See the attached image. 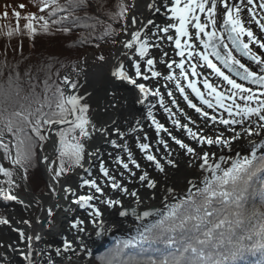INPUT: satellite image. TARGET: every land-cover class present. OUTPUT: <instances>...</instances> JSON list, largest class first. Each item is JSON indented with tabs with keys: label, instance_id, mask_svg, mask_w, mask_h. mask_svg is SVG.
<instances>
[{
	"label": "snow or ice",
	"instance_id": "snow-or-ice-1",
	"mask_svg": "<svg viewBox=\"0 0 264 264\" xmlns=\"http://www.w3.org/2000/svg\"><path fill=\"white\" fill-rule=\"evenodd\" d=\"M68 6L72 9L85 6L88 0H67ZM251 4L252 0H248ZM207 5V6H206ZM23 8L24 5H19ZM48 7V4H44L43 8ZM153 7V5H149ZM260 7H264L261 4ZM41 8V11H43ZM216 0H198L193 7V0H188L183 7H181V0H174L171 12L174 17L178 18L179 26L171 24L168 27L176 29L179 36H187L185 25L189 22L191 14L194 13L195 9H199L200 12L207 11L209 21L215 26L216 19ZM119 15L123 16L124 12L127 11L126 7L121 3ZM224 9L226 19L225 25H230L229 28V39L236 42L240 35L246 34L251 43L255 37L250 29H246L243 26L242 21L239 18L240 8H236V15L233 16L232 8L229 7L226 0L224 3ZM53 12H66L65 6L57 5L52 9ZM159 11V9H157ZM7 16V13H4ZM13 15L17 17V29L19 31V12H14ZM35 14L27 19L34 18ZM62 16L61 20H66L71 16ZM39 19H43L40 17ZM74 21L79 20V17H73ZM196 21H199V17H195ZM57 21H54V23ZM149 24L152 21H148ZM88 25H85L87 27ZM24 27L28 29V34L33 35L36 29L31 23L25 24ZM44 30L47 31V22L44 24ZM168 27L162 29L165 33L168 32ZM195 27L200 32L210 37L215 36V32H206V24L196 23ZM261 29H264V23H260ZM63 31H69L68 28H64ZM236 33V36H232L231 33ZM7 35L10 37L13 35V31H9ZM107 35V32L105 33ZM168 39H173L169 36ZM134 42L138 44L135 47V51L139 54L140 58H144L147 55L148 48L150 45L147 41H141L139 39V33L133 34V39L128 41L124 47L128 49L134 48ZM256 43L260 44L261 48H264V43H260L256 40ZM176 47H181V40L177 37L175 40ZM99 48V44L95 45ZM207 46V45H206ZM225 47H227L225 45ZM245 54L250 55L251 59L256 61L258 64H264V59L251 53V49L248 44H243ZM217 58H220V53L217 51L214 53ZM179 55L183 56L184 52L180 51ZM203 59L207 62L208 67L213 68L219 75L223 76L233 88L248 92L249 95L242 96L241 99L247 101L243 108L240 105H236L238 109L237 115H241L240 121L236 120H224L221 119V123L225 125L242 123L243 119L257 116L259 122L256 128H247L244 130L245 134L250 137V151L246 150L248 154L241 156L237 153L234 160L231 161L230 167L221 168L220 163L209 165L210 159L208 152H203L200 156L196 152V149L190 147L188 144L183 143L180 140L175 142L182 148L185 149L187 154L190 156L202 160L199 167L205 171L210 172V176H205L202 183L203 187H199L193 182L189 181L191 187L188 188L187 195L182 200H178L176 204L171 205L164 210H156L155 215L158 219L153 220L150 223H142L136 230L135 235L129 236L127 239L117 241V246L110 256L100 257L102 264H241L245 258H254L253 264H264V100H261L258 96L251 94V89H244L242 85L237 84L229 76L225 75L216 67L215 64L209 60L208 55L201 54ZM99 61H104L105 57L100 55L97 57ZM232 63H239L230 54L224 57V63L227 66L229 61ZM156 61L152 58L146 60L148 71L151 72L152 77H159L161 73L153 70V66ZM50 67V66H49ZM136 77H143L148 80L149 76L141 72V64L139 62L134 63ZM169 69L172 68V64H167ZM182 68L183 65L181 64ZM244 68V65H240ZM82 70V69H81ZM264 71V69H262ZM245 75L244 79H251L252 83L264 85V75H258L256 72L250 71L244 68ZM28 76V83L30 91L27 94L22 95L24 87L21 82L19 72L15 75L10 74L8 78V86L6 88H0V122L3 126L0 127V135L6 131L10 133L15 139L16 153L13 159V164L18 165L25 171V178L28 167L32 166V160L35 157V139L39 141H45L49 137L44 134L43 129L47 128L51 131L55 125H67V129L61 128L56 134L59 136V142H54V150L59 152L61 157L60 166L55 170L52 180L59 182V177L62 176L68 168L65 167L64 157H67L71 163L76 165L80 164L83 159L84 146L79 142L78 137H88L90 135L89 127L93 131L105 132L106 129L101 127L96 128V125L92 124L87 118L86 113L89 110L87 104H82L83 97L77 95H65V92L59 86L56 87L52 95L49 96V92L52 90V85L48 83V78L43 81V98L36 92L38 86L37 83L33 82L34 77L31 76L30 72L25 73ZM114 77L122 80H126L128 83L134 85L139 89L145 97L150 94V90L145 87L144 84L137 83V80L130 76L125 70L123 64L119 66L115 71L112 72ZM50 78V76H49ZM168 80L173 79L172 75L165 77ZM64 84H68L72 89L77 88V82L71 81L68 76H65L62 81ZM211 88V85H207ZM189 87L193 88L197 96L201 99L208 107H212V103L208 100H204L202 94L195 88V85L190 84ZM183 92V89H180ZM215 91V89H212ZM152 95H159V92H152ZM171 95V93H169ZM188 100V97H184ZM231 99V97H229ZM224 99L223 95L217 93V103L221 107H225L222 103ZM257 101V107H251V101ZM189 106L195 108L197 112H201L202 115L207 116V112H203L202 109L198 108L190 100L188 101ZM114 106V105H112ZM47 108L48 111L44 109ZM166 111L168 109H165ZM149 117H152L153 123L156 125L158 131L167 129L163 125L155 121L151 111L148 112ZM215 119V117H212ZM175 123H179L176 121ZM187 128V125H183ZM259 129V131L257 130ZM78 136L73 135L77 133ZM135 131V129H133ZM189 135L194 140H197L200 144L208 145H228L230 147V141L223 139L222 136L207 137L204 135H197L196 133L188 130ZM123 135V133H119ZM239 136L233 130V139ZM261 137L259 141L252 140L251 137ZM35 138V139H34ZM175 139V137H173ZM2 143V141H0ZM112 144L116 147L120 145L116 144V141H112ZM5 151L8 152V145H3ZM142 151H147L149 148L148 144H140ZM259 150V154H258ZM215 155V153H213ZM129 158L131 154L129 153ZM149 161H153L156 167L163 172L164 167L156 159L155 156L148 154L146 157ZM44 160L47 161L48 157L45 156ZM219 160L225 161L224 156H220ZM69 163V167H71ZM132 163L136 162L132 160ZM168 164L173 167L176 166L175 162L171 159L168 160ZM139 167V165H136ZM124 168H128V164H123ZM101 172L105 177H108L111 181V188L114 190L122 191L125 194H129L135 197V192H129L127 187L116 181V179L109 175L108 169L101 165ZM48 171L51 173L52 169ZM0 172H3L6 176H10L11 173L0 166ZM141 182H147L149 188H155L156 182L148 179V174L144 173L139 177ZM85 185H89L95 189L96 193L103 195V188L97 183L95 179L84 180ZM195 189V191H193ZM71 189H64V192H69ZM172 192V189H168ZM49 194L52 196L57 195V190L49 186ZM259 197L261 202V208H253L250 212L247 208L249 198ZM199 198V199H198ZM5 199L16 200L17 197L13 195H6ZM99 199L94 194L87 196H80L74 201L79 207L85 209H91L89 215L92 217L95 223L97 218L102 215L101 210L95 206L92 201ZM166 199H168L166 197ZM23 203L22 201H20ZM106 203L109 207L119 204L118 200L107 199L101 201ZM216 205H219L218 207ZM59 205H57L58 207ZM187 206L190 211H185L182 215L180 210ZM121 216H126V211L119 213ZM132 214L136 216L137 220L144 221L145 218L153 216L152 211H144L141 214H137L136 210H132ZM47 216L49 222L53 216L52 208L47 209ZM253 221H255L253 223ZM9 220L6 218H0V224H8ZM24 223H29L24 221ZM84 223L83 220H76L73 222L72 227L77 228L78 231H84L80 225ZM102 229L100 232H96L97 236L103 234V224H97ZM19 231V230H17ZM19 235L21 239L25 238V234L20 231ZM72 245L65 241L63 244V251H72ZM62 250L56 249V254L60 255ZM89 254H91L89 252Z\"/></svg>",
	"mask_w": 264,
	"mask_h": 264
},
{
	"label": "water",
	"instance_id": "water-1",
	"mask_svg": "<svg viewBox=\"0 0 264 264\" xmlns=\"http://www.w3.org/2000/svg\"><path fill=\"white\" fill-rule=\"evenodd\" d=\"M186 2H188V0H181V7H183ZM173 3L174 0H147L145 2L144 6H147L149 12H144V16L142 14V16H136L135 14L133 26L136 27L135 32H139V39L141 41H147L150 45L147 55L144 58L139 57V54L135 51V47H138V44L136 43L134 48L131 49V54L127 57L128 59L121 61L119 64V66L123 64L124 70L130 76L135 78L137 83L144 84L145 87L150 90V94L145 97L134 85L128 83L126 80L114 77L111 74V84H107L104 87L105 91H103L102 97H100L101 102L98 103L95 125L97 127L98 123L99 128L103 127L106 131L103 133L99 131L98 134L95 131L86 158L84 155L82 163L78 166L75 174L71 177L73 179L72 192L68 194L73 195L75 200L80 196L94 194L99 199L92 201V203L101 210L102 215L98 217L94 223L92 217L89 215L91 209L81 208L76 203L71 210L69 209L68 213L66 212L63 214V217L72 219L69 220L71 225L73 224L74 219L84 221V223L80 225L84 231H78L77 228H74V232L68 230L69 235H77L74 236L73 239H69L73 250L68 252H71L73 255L74 250L79 247L80 243H82L85 246L84 250L89 251L91 253L90 257L93 259L94 255L104 251L116 236L128 238L131 235H135L137 228L142 223H150L153 220L158 219L155 212L156 210H162L158 207L159 201L155 204H150L149 202L157 196L159 190L165 193L171 188L174 184L172 180L176 179L175 176L183 166L187 167L186 165H189L192 169V166L197 163L196 158L187 154L186 150L182 149L175 141L180 140L183 143L188 144L190 147L196 149V152L199 153L200 156L203 155V152H208L207 150L209 148L216 146L208 145L206 143H198L197 140H194L192 136L189 135V129L198 136L208 132L218 131L217 134L211 135L223 137V132H227L228 129H232V127L235 128V124L225 125L216 120L218 116L216 113H222L220 109L217 111L218 108H221L220 104L217 103V93L223 95L224 99L222 100V103L224 105L225 102L232 101V98L230 99L227 92L224 91L225 87L228 88L229 86H227L223 80L221 85L224 88L212 85L210 80L211 78L214 79L215 75L213 73V68L208 67L207 64H201L202 66L192 64V66H190V56L196 49V45L194 46L192 42L190 45L187 44L186 47L184 45V43L187 41L189 42V40L193 41L192 39L197 35L200 36L203 34L202 32L197 34L199 30L195 27V24L197 22L206 24L208 13L207 11L200 12L198 9L196 13L190 16V18L193 17V25L189 26L188 23L185 25L188 35L179 36L175 28L168 27L171 24L179 26L178 18L174 17L171 12ZM149 5H153V7L150 8ZM157 9H159V11H157ZM195 17H199V21H196ZM148 21H152V23L149 24ZM256 23L260 24L262 21L257 20ZM165 27H168V32L166 33L162 31ZM206 30L207 27L205 31ZM257 30L263 31L261 27L257 28ZM169 36H172L173 39H168ZM215 36H218V34ZM215 36L210 37V39H213ZM177 37L181 40V47L179 49L175 44ZM256 40H259L260 43H264V39L258 36L249 44L255 49L261 50L260 44L256 43ZM200 42L201 40H199L197 44ZM180 51L184 52L183 56L179 55ZM149 58L156 61L153 70L160 72L161 76H151V72L148 71V66L146 64V60ZM136 62L141 64V72L149 76L148 80L143 79L142 76H135L133 65ZM255 62L256 61L253 62L254 67H256ZM169 63L172 64L171 69L167 67V64ZM181 64L183 65L182 68L185 69V72L182 71V68L180 67ZM204 68L207 70L206 72ZM218 68L237 84L242 85L244 89H247V86L256 88V86L251 85V83H246V85H244L228 74V71L219 65ZM258 72L264 75L261 71ZM169 75H172L173 79L168 80L165 78ZM186 79L188 81L184 83ZM177 81L183 83L181 84L184 86L182 88L183 92L180 90V85H175ZM149 82H153L154 86H149ZM212 82L216 84L218 81L213 80ZM188 84L195 85V88L202 94L203 99L210 101L213 106L211 108L208 107V105L203 102L200 96H197L196 92L193 91ZM206 84L211 85V88L207 87ZM212 89H215V91H212ZM232 89L236 92H240V95L247 93L235 88ZM156 91L159 92V95L151 94ZM169 93H171V95H169ZM185 96L188 97V100L184 98ZM233 98L235 99H233V102L241 104L235 96ZM192 99L194 101L202 100V102H197L195 105L202 109L203 112H207V116L202 115L201 112H197L195 108L189 106L188 101L190 100L192 102ZM165 109L168 110L166 111ZM149 111H151L155 121L163 125L167 131L157 130L152 117H149L148 115ZM212 117H215V119H212ZM176 121L179 123H175ZM183 125H187V128L183 127ZM60 126L61 125H55L51 131L54 132L55 128ZM204 128L206 131H202ZM133 129H135V131H133ZM119 133H123V135L121 136ZM173 137H175V139H173ZM223 139L229 141L228 138L224 137ZM112 141H116V144L120 145V147L114 146ZM140 144H148V150L142 151L139 147ZM224 147L226 148V151L229 146ZM248 147L250 146H244L243 151H246ZM90 149H92L91 156L93 159L91 158L89 160L87 159V156L90 154ZM228 150H230V148ZM231 151L232 150L227 153ZM129 153L131 154V158H129ZM55 154L56 151L53 148L51 156H54ZM148 154L156 157L164 167L163 172L156 167L153 161H149L146 158ZM182 155H184V157ZM209 156L210 159L208 163L210 165L215 162L213 159L215 156L210 152ZM169 159L175 162V167L168 164ZM185 159L192 161L191 163L193 164L186 162ZM132 160L136 163L133 164ZM40 163L41 162H39V165ZM124 163L128 164L127 169L123 167ZM137 164L139 167L136 166ZM101 165L108 169L109 175L114 177L117 182L124 187H127L129 192H135L137 195L133 197L122 191L112 189L111 181H109L108 177H105L100 170ZM41 166L43 168H41V170L44 177L47 173L50 174L48 168L46 172L45 166ZM144 173L148 174V179L156 182L155 188H149L146 181H140L139 177ZM91 179H95L97 183L101 185L104 190L103 195H101V193H96L95 189L83 183L84 180ZM202 184L203 183H200L198 186ZM185 194H187V192L183 195ZM107 199L118 200L120 203L109 207L106 203L101 202ZM133 209L136 210L137 214L141 215L144 211H152L153 216L145 218L144 221L137 220L136 216L132 214ZM121 211H126L127 215L121 216L119 214ZM63 219L65 220V218ZM63 219L59 220L55 226L48 227L49 219L45 217L39 222V229L35 231L30 239H28V236L24 233L25 238L22 239V243L25 247V256L22 260L18 257L16 252L12 251L11 253L14 260H21L24 264H42L44 263L41 261L43 251L56 253V249L60 248L63 253L64 251L61 245L58 244V240H54L56 244L55 248L47 247L48 250L43 249L42 251L40 247L41 241H47L45 238L46 235L44 236L45 232L53 236L54 234L59 233L62 228L66 227V224L70 225L67 220L65 223H62ZM100 223L103 224V234L97 236L96 232L102 231V229L97 226V224ZM24 224L26 225V223ZM60 255H57V261L49 264H64L67 259H71H60ZM19 264L22 263L19 261Z\"/></svg>",
	"mask_w": 264,
	"mask_h": 264
},
{
	"label": "trees",
	"instance_id": "trees-1",
	"mask_svg": "<svg viewBox=\"0 0 264 264\" xmlns=\"http://www.w3.org/2000/svg\"><path fill=\"white\" fill-rule=\"evenodd\" d=\"M121 3L127 9L123 16L119 15ZM44 4H48V7L43 8ZM19 5H24V7L21 8ZM19 5L5 3L0 6V88L8 86L7 82L10 74L15 75L16 72H19L24 87L22 95L27 94L30 91V86L28 83L29 78L25 73L30 72L31 76L35 78L33 82L38 84L36 92L41 95V98L44 95L43 81L46 78H48V83L52 85L49 96L52 95L57 86L62 88L67 96L69 92L67 84L62 82L63 78L69 71L77 74L80 62L83 60V51L98 49L95 46L97 44H99V49L103 45H107L108 49L106 51H100L96 54L97 56L103 55L106 59L112 48L116 47L123 39L124 29L128 27L131 17V6L125 0H88L85 6L76 9L69 7L67 0H19ZM57 5L65 6L67 11L53 12L52 9ZM41 8H43V11H41ZM14 12L20 13L19 31H15L17 29V17L13 15ZM4 13H7V16ZM68 13L72 15L66 20H61V17L68 15ZM32 14H35L34 18L27 19ZM40 17H43V19H39ZM73 17H79L80 19L74 21ZM54 21L57 22L54 23ZM45 22H47V31L43 27ZM28 23H31L36 29L35 34H28V29L24 27ZM85 25L88 26L85 27ZM64 28H68L69 31H63ZM9 31H13V35L10 37L7 35ZM106 32L107 35H105ZM47 40L53 41L54 44L48 47L45 46L44 43ZM41 44L45 46L46 50L37 51L38 46ZM60 51L66 54L58 55ZM81 51L82 53L79 54ZM71 81L77 82L78 96L81 97L83 95L81 90L86 86H83L82 89L78 88L80 78ZM94 106L93 104L89 105L91 110H94ZM44 110L48 111L47 108ZM86 116L89 119L87 114ZM2 126L3 124L0 122V127ZM67 127V125H64L57 128L56 133L61 128L67 129ZM48 130L47 126L43 129L45 135ZM89 132L91 133V127H89ZM73 135L78 136V131ZM56 138L59 142L60 138L57 134ZM78 139L84 146V154L92 139L89 136L78 137ZM0 141H2L0 152L3 156L4 168L11 173L10 176H6L3 172H0V186L9 191H17L21 196L25 195L27 190H31L36 197L42 196L47 191V185L38 163V154L46 146L47 140L39 141L35 139V157L31 162L32 166L27 169L26 178L24 169L12 162L16 153L14 137L5 131L3 135H0ZM5 144L8 145V152L3 147ZM55 159L58 166H60L61 157L59 152ZM64 160L65 167L68 168L65 174L73 172L79 166L71 163L67 157H64ZM69 163H71V167H69ZM182 199L184 198L178 200ZM178 200L171 202L163 210L166 211L169 206L176 204ZM254 207L261 208L259 197L249 198L247 204L249 212ZM185 211H190V209L185 206L180 210V214L182 215ZM0 218H5L1 209ZM124 239L127 238L119 236L113 238L109 246L102 253L95 256V264H102L100 257L110 256L112 250L117 246V241ZM253 260L254 258H245L241 264H253Z\"/></svg>",
	"mask_w": 264,
	"mask_h": 264
},
{
	"label": "bare ground",
	"instance_id": "bare-ground-1",
	"mask_svg": "<svg viewBox=\"0 0 264 264\" xmlns=\"http://www.w3.org/2000/svg\"><path fill=\"white\" fill-rule=\"evenodd\" d=\"M144 1L146 2L147 0H138L137 1V6H135L136 16H140L141 14L144 16V12H147V13L149 12V9L147 8V6H144L145 5ZM216 2H217V8H216V14H215V19H216L215 26H213V24L209 21L208 15H207V21H206V25H207L206 32H210V33L215 32V35H217L218 33L222 32V31L224 32V30L226 28V25L224 23V21L226 19V14H225V9H224L225 0H216ZM226 2L229 5V7L232 8L233 16L236 15V8L237 7L240 8L239 18L242 21L243 26L246 29H250L252 31L255 38H257L259 36V37H262V39H264V29H263V31L257 30V28L260 27V24L256 23L257 20H261L262 23H264V7H260L261 4H264V0H252L251 4L248 3V0H226ZM135 29H136V27H134L133 29L128 31L127 36L125 37L124 41L117 48L114 49V52L112 53V55L108 59V61L100 67L99 71L95 72V74H94L95 76H94L93 81L96 83H99L101 85V89L97 95H100L102 97V93H103V91H105L104 87L107 84H111L110 79H111L112 72L115 71L117 68H119V64L121 63V61L128 59L127 57H129V55L131 54L130 53L131 49L125 48L124 45L128 41L133 39V34L136 33ZM240 36H241L244 43L249 44V38L247 37L246 34H243ZM192 40L193 41L189 40V42L187 41L184 43L185 47L187 46V44L190 45L191 42L194 44V46L196 45V49L194 50V52L190 56V60H189L190 66H192V64H197V65L207 64V62L203 59V57L201 55L203 53V54L208 55L209 60H211V62L213 64H215L216 67L218 68L217 63L213 60L212 56L210 55V49L208 48L209 42H210V36L205 35L203 33L200 36L197 35ZM199 40H201V42L199 44H197V42ZM134 45H136V42H134ZM206 45H208V46H206ZM249 48L251 49L252 54L260 57L261 59H264V48H261V50H257L250 44H249ZM237 61H239V60L237 59ZM246 63H248V62L246 61ZM255 64H256V67L252 66V67H250V69L252 68L256 71H261L262 73H264V71H262V69H264V64H258L256 62H255ZM184 70L185 69L182 68L183 72H185ZM204 70H205V68H204ZM206 71L207 70H205V72ZM213 73L215 75L214 79L211 78V80H210V83L212 85L219 87V88H224L221 85V82L225 81L226 85L229 87L228 88L225 87L224 91H226L228 96L232 98V101L234 99L233 97L235 96L237 98L238 102H241V104L245 105L247 103V101H245L244 99H241V97L249 95L248 92L246 94L240 95V92L234 91L232 89L233 86L231 84H229L228 81L225 80L223 76L219 75L214 69H213ZM211 75H213V74H211ZM213 80L218 81L216 83L217 85L214 82H212ZM187 81L188 80L186 79L184 81V83H186ZM181 84H183V83H179V81H177L175 85H177V86L180 85L179 87L183 88L184 86ZM148 85L154 86V83L149 82ZM190 88L193 90L192 87H190ZM247 89H251L252 90L251 94H254V95L258 96L261 100H264V88H252L250 86H247ZM209 97H211V96H209ZM209 97H207V98H209ZM99 102H101V98L98 99V103ZM196 103L193 100V104H196ZM250 106L251 107L257 106V101H255V100L251 101ZM219 109L220 108H218L217 111ZM216 114L218 115L216 118L217 122H220L221 119H224V120L229 119L223 113H216ZM251 121H252V119L243 120L242 129L240 128L241 132L238 133L240 140L237 139V140H234L232 142L230 141V146H232V147H228V149L230 148V150H232L231 152L227 153L230 150L227 149L225 151L226 148L224 146H221V145H219V146L216 145L215 147L209 148L207 150L208 153L210 152L212 155H213V153H216V155H213V156H215V157H213L215 162L213 164H210V165H214L215 163H220L222 168L226 167V166L229 167L231 165V161L236 158L237 153H239L241 156L248 154V152L243 151L244 146L245 147L250 146L249 141H246L248 138V135L245 134L244 130L250 126ZM238 127H241V126H238ZM96 128L99 129L98 123H97ZM96 133L98 134L99 131H96ZM217 133H218V131H212V132H208V133L203 134V135L207 136V137L215 138L217 135H211V134H217ZM48 137H49L48 139L50 140L49 152L47 155L43 154L40 158L42 165L45 166L46 172H47V168L49 169V167H50L49 166V162L51 161L50 155H51V151H52L53 146H54L53 134H50V136L48 135ZM232 137H233V133H231V135H230V138H232ZM222 138H224V137H222ZM257 139H260V137H254L252 140H257ZM235 141H237V143H235ZM225 146H228V145H225ZM247 150L250 151V147H248ZM91 152H92V149H90V154L87 156V159H89V160L92 158ZM220 154L225 157L226 162H222L219 160V157L221 156ZM45 156L48 157L47 161L44 160ZM182 156L184 157V155H182ZM185 160H186V162H189V163L192 162V161H189L188 159H185ZM196 162L197 163H195V165L192 166V169H191V166L186 165L187 167L183 166L179 170V173H177V175L175 176L176 179L172 180V182L174 184L171 186V188H169V189L173 190L172 192H169L167 190V192L164 193V192H161V190H159V193L157 194V196L154 197V199H152L149 203L155 204L159 201L158 207H160L162 209V208L166 207L167 204H170L171 201L174 200L176 197L181 196L185 192L188 191V188L191 187V185L189 184V181L193 182L196 185H199L200 183H202L205 176L211 175L210 172L205 171V170L201 169L199 166H197V165H199V163H202V161L200 159H196ZM191 164H193V163H191ZM47 176L49 178L48 179L49 186H50V182H51V187H54L57 190L58 194L55 196L47 194L45 200H43L42 202L39 200L40 208H39L38 213L34 216V218H33V211H32L33 208L31 207V209H30V206L27 203L24 204L21 202H17L18 211L14 212L12 215L13 216L12 217V220H13L12 223H14V222L18 223V221L20 220L21 231L23 233H27L28 237H30V235L33 236L35 231L37 229H39V227H38L39 222L41 220H43V218H45V217L48 218V216H47V209L48 208H52L53 216H54L59 210L63 211V209H64V211H66L68 213L69 209L71 210V208L75 204L74 201H71L69 199L68 200L64 199V196L67 195V192H64V189H66V188L71 189V191H69V193H71L72 188L67 187V186L64 187V185H59V184L55 183V181L52 180L51 176L48 173H47ZM154 194H156V193H154ZM166 197L168 199H166ZM57 205H59V206L57 207ZM25 218L26 219H33L34 223L37 225V228L36 229L31 228L30 229L29 226L25 225L24 224ZM65 222H66V220L63 219L62 223H65ZM63 225H65V224H63ZM3 226H6V225H3ZM45 235H46V233H44V236ZM51 242H53V241H51ZM40 247L43 251V249H45V247H47V246L44 244V242H42ZM61 258L62 259L71 258V259H67V261L64 262V264H94L92 257H90L89 251H85V253L80 257H74V255L71 252H68V251L65 252L64 251L60 255V259Z\"/></svg>",
	"mask_w": 264,
	"mask_h": 264
},
{
	"label": "rangeland",
	"instance_id": "rangeland-1",
	"mask_svg": "<svg viewBox=\"0 0 264 264\" xmlns=\"http://www.w3.org/2000/svg\"><path fill=\"white\" fill-rule=\"evenodd\" d=\"M137 0H127V4L130 6V2H134ZM198 2V0H193V7L195 8V3ZM5 3H14L15 5H19V0H0V6L4 5ZM132 6V4H131ZM198 9H195L194 13L197 12ZM193 13V14H194ZM191 14V15H193ZM192 19V20H191ZM189 26L193 25V17L189 18V22H188ZM45 46H51L53 45V41L51 40H47L45 43ZM45 46L43 44H41L40 46H38L37 51L39 50H46ZM99 50H94V51H87L84 50L83 51V60L80 62V65L78 67V71H80V83H79V89H82L83 86H86V88L81 90V93L86 95L83 97V101L84 103L82 104H87L88 106L91 104H96L98 103V99L100 95H97L101 89V85L99 83L94 82V74L95 72L100 70V67L102 65H104V61H99L97 59V55ZM81 52H79V54H81ZM66 53L63 51H60L58 53V55H65ZM69 54V53H67ZM72 55V54H71ZM82 69V70H81ZM71 73H73V71H71ZM70 76L74 77V75L69 74ZM96 96V97H95ZM236 105H240L241 108L244 107V105L235 103L233 101H228L225 102V107H221L220 111H222L223 114H225V116L227 118H229L228 120H236V121H240V119H242L241 115H237V111L238 109L236 108ZM258 106V105H257ZM255 106V107H257ZM97 108L96 106H94V110L90 109L88 112L86 113L89 116V120L91 121V123H94V119H93V115L96 113ZM247 119H252L250 126L248 128H256L257 123H261L258 120L257 116H252L251 118H245L243 120H247ZM254 123V124H253ZM241 126V127H238ZM243 126V122L242 123H236L235 124V128L232 127V129H228L227 132H223V137L228 138L229 141H234L239 139V136L236 139L230 138V135L232 133L233 130H235L236 133H240L241 129ZM241 128V129H240ZM259 131V129H257ZM202 131H206V129L204 128ZM92 132V129H91ZM256 136H253L251 139H253ZM250 137L248 136L246 141H249ZM240 140V139H239ZM238 140V141H239ZM259 139L255 140L258 141ZM235 143H237V141H235ZM47 151H44V153H46ZM54 164V163H53ZM0 166H3V161H0ZM59 167V166H58ZM56 167L55 169H53L54 173L55 170L58 168ZM228 167V166H226ZM223 167V168H226ZM42 172V171H41ZM65 175V174H64ZM64 175L59 177V182L61 180H63ZM43 176V175H42ZM71 186V184H69ZM14 195H16L17 199L16 200H9V199H5L6 195H10V191L6 190V189H1L0 188V206H2L4 209L2 210L4 212V217L6 219L9 220V223L6 224V226L1 225L0 226V264H19V261L24 264L21 260L17 261L14 260L13 255H12V251L16 252L18 254V257L20 259L23 260L24 256H25V250H24V244L22 243V239L19 235V232L21 231V225H20V220L18 221V223H12V215L14 212L18 211L17 208V202L22 201L24 204H28L33 208V218L35 216V212H36V207L35 204L38 206L37 202H39V200L42 202L43 200H45L46 195L49 194V191L47 190L45 196H40V197H36L34 195V193L30 190V192L27 190V193L23 196H21L20 194L17 193V191H12ZM74 196L73 195H65L64 199H69L72 200ZM39 199V200H38ZM179 199V198H178ZM34 206V207H33ZM40 207V206H39ZM66 211L59 210L52 218H51V222L48 224L50 226H55L57 224V222L59 220H61L63 218V214H65ZM65 220L69 221L72 219L66 218L64 217ZM25 221H28V225L30 227V229H36L37 225L34 223L33 219H24ZM76 221L75 219L73 220V222ZM70 223V221H69ZM19 230V231H17ZM68 230H70L71 232H74V227H72L71 223L66 224V227L62 228L61 231L59 233L54 234L53 236L50 234H46L45 238L47 241L44 242V244L47 247L50 248H54L55 247V241L58 240V244L61 245L62 249H63V244L65 243V241L69 242V239H73L74 236H77L76 234L73 235H69ZM30 235V234H29ZM32 236L30 235L29 238H31ZM55 240V241H54ZM53 241V242H51ZM42 243V242H41ZM84 245L82 243L79 244V247L77 248L75 255L80 256L82 255L83 249H84ZM49 255V254H48ZM51 257L48 256L46 257V262L45 264H49V262L51 261L50 259Z\"/></svg>",
	"mask_w": 264,
	"mask_h": 264
},
{
	"label": "flooded vegetation",
	"instance_id": "flooded-vegetation-1",
	"mask_svg": "<svg viewBox=\"0 0 264 264\" xmlns=\"http://www.w3.org/2000/svg\"><path fill=\"white\" fill-rule=\"evenodd\" d=\"M48 256H50L51 258V261L49 262V263H51V262H55V261H53V256L52 255H43L42 256V262H44V264H45V262H46V257H48ZM47 263V262H46Z\"/></svg>",
	"mask_w": 264,
	"mask_h": 264
}]
</instances>
